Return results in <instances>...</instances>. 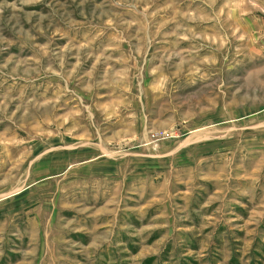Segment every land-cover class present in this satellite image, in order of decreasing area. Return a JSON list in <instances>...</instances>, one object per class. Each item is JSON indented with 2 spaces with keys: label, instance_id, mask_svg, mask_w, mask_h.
<instances>
[{
  "label": "rangeland",
  "instance_id": "obj_1",
  "mask_svg": "<svg viewBox=\"0 0 264 264\" xmlns=\"http://www.w3.org/2000/svg\"><path fill=\"white\" fill-rule=\"evenodd\" d=\"M0 264H264V0H0Z\"/></svg>",
  "mask_w": 264,
  "mask_h": 264
}]
</instances>
